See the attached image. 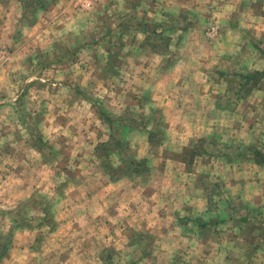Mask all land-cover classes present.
I'll use <instances>...</instances> for the list:
<instances>
[{"label": "crops", "instance_id": "obj_1", "mask_svg": "<svg viewBox=\"0 0 264 264\" xmlns=\"http://www.w3.org/2000/svg\"><path fill=\"white\" fill-rule=\"evenodd\" d=\"M19 1V11L12 13L7 12L12 1L0 0V40H10L13 45H16L14 41L18 37L29 44L39 38L44 39L48 32L53 36L60 32L73 33L78 32L80 27L99 23L92 34L98 33L99 36L95 37L98 43L105 44L103 56L106 58L110 54L113 64L116 62V51L120 50L114 43L121 39V35L135 36L134 40L121 45V50L127 54L124 87L138 93L133 95L136 108L143 110L145 107L150 115L157 114L160 119L156 126L148 124L145 128H128L132 129L130 135L136 132L133 130L144 132L140 144L138 142L141 155L132 153L128 142L127 147L135 159H145L148 171L111 177L103 166V171L91 173L82 187L76 186L69 192L71 194H65L70 200L72 218L59 233L47 237L49 247L40 253L48 254L47 264H112L113 251L120 254L127 251L126 257L133 264H235V261L237 264H264L263 247L254 249L241 233L227 238L222 234L224 225L235 219L231 212L234 208L226 207L222 213L213 212L209 200L215 192L209 191L207 196L201 186L203 178H208L202 174L207 169L204 164L216 162L223 167L226 162L221 159L223 153L197 155L190 165L173 155H153L155 148L166 145L169 148L165 149L173 148L180 153L184 147H191L199 139L205 140L204 146H209L210 142L226 145L234 139L243 143L241 145H264V74L244 97L236 88L232 90L225 86L229 77L235 82L237 79L238 82H245L238 74L239 70H264V0H251L249 4L246 0H93L88 11L79 8L84 0H48L45 8L36 10L31 23L20 21L23 8L22 0ZM208 6L211 7L209 11ZM182 16L187 19L185 25H181L183 29H173L178 31L179 34L175 35H180L181 41L178 45L170 44L167 53L154 52L143 43L146 32L137 27L139 20L150 18L160 23L174 18L183 20ZM103 18L109 19L110 25L100 22ZM212 22L216 27L214 38L218 37L208 40L205 28ZM94 46L84 42L61 51L68 54L79 48L92 50ZM20 47L24 49L23 45ZM19 52L21 54L23 50ZM133 52L138 55L130 57ZM174 53L175 57L171 59ZM77 61L75 57L64 55L57 62L74 65ZM236 63L238 75L234 76ZM76 77L72 78L77 80ZM58 84L59 89L51 91L47 98V122L43 126L46 131L56 125L60 131H66L81 113L79 109L83 102L75 93L77 84ZM16 96L19 94L14 92L7 97L9 100L5 104L10 111L4 115L0 112V121L17 116L19 109L14 106ZM50 102L54 103L51 105ZM86 104L93 106L90 101ZM0 105L3 106L1 100ZM93 109L96 111V107ZM125 113L148 115L135 111ZM21 121L35 139L33 131L38 132L35 127L24 116H21ZM151 130L161 134L158 143L149 142L148 131ZM4 154L0 155L1 171L6 169L1 166L6 162ZM205 156L211 160H203ZM9 160L16 166L8 172V182H3L6 189L15 186L14 191L18 195V192L25 191L20 189L22 172L18 171L24 169L22 163L32 161L23 154L20 157L10 155ZM117 160L120 165L118 156ZM256 167L259 166L249 163V176L246 170H237V173L219 170L216 174L226 186L237 184L233 189L228 188L231 191L236 188L239 195L250 196L252 206L259 212L257 206L263 197L258 191V183H264V167H259V170ZM29 170H33L32 167ZM37 170L43 175L46 173L44 168ZM147 172V179L139 181ZM100 173L104 175L102 183L96 176ZM227 179L233 181L227 183ZM225 188L220 190L222 196L226 195ZM0 207L4 205L0 204ZM24 211L27 212V208ZM217 215L225 221L216 223ZM209 218L214 221L212 225L206 223V227H202L201 223ZM53 228L49 227V230L54 232ZM20 229L16 227V231Z\"/></svg>", "mask_w": 264, "mask_h": 264}, {"label": "rangeland", "instance_id": "obj_2", "mask_svg": "<svg viewBox=\"0 0 264 264\" xmlns=\"http://www.w3.org/2000/svg\"><path fill=\"white\" fill-rule=\"evenodd\" d=\"M10 1H12V3L7 12H18L19 8L17 7V1L19 0ZM90 1L91 0H84L82 4H79V8L88 11L92 8L91 6L93 4V0L91 1L92 3H90ZM246 1L248 4L251 2V0ZM255 4H259V2ZM19 5L21 7L20 1ZM210 9L211 7L208 6V11ZM170 12L172 13L174 11ZM178 13L180 14L179 11ZM234 17L235 16H233V18ZM142 20L143 19L139 20V22ZM148 20L152 22L158 21L150 18H148ZM186 20L187 19H181L177 25H185ZM101 21L103 24H107L108 21L110 22L107 18H103L100 22ZM139 22H137V24ZM195 23L196 22H194V24ZM98 24L99 23L93 24L91 26L92 28L80 27L78 32L75 31L73 33L72 31H67L65 33L60 32L57 33L58 35L53 36V33L48 32L44 36V39L39 38L35 42H28L29 44L19 37L14 41L17 42L16 45H13L10 40H0V100L3 102V106L0 105V112L3 113V115L6 111H10L8 105L5 104L9 100L7 97L14 92L19 94V96H16L17 99L14 105L19 109L16 114L17 116L0 121V155L5 153L4 156L6 158V162L1 164V166L3 165L6 169L3 171L0 169V204L1 206L4 205V207H0V233L3 235L5 234V236L10 234L13 240V245L11 244L12 248H10L11 251H9L7 258H5L1 264H47L48 254H40L44 252L43 249H48L49 247L47 237L59 233L60 229L65 228L72 218L70 214L71 208L69 207L70 200L65 194H71L69 192H72L76 186L82 187V184L85 182L84 180L90 176L91 173L95 174L97 171H103V161L96 155L95 148L98 144L105 143V141L108 140L110 127L107 126V123L102 120L95 109H93L94 107L92 104L90 107L88 104L85 105L86 102L90 101L91 103V100L95 101L98 107L110 114L109 116L114 117V119L122 117L123 114H126L125 112L131 111L145 112L148 114L147 116H152L150 115L151 112L149 109L145 107L143 110L136 108V98H134L133 95L138 93L133 92L131 89L127 90L124 87V83H126V79L124 78L126 76L127 54L125 53L126 51L121 50V45L123 42L131 41V39L134 40L135 36L121 35V39H124V41L115 39L118 41L114 43V45L119 46L120 50L119 48L116 49L119 51H116L114 57L116 62L112 64L113 57L110 56V54L107 55L106 58L103 56L105 55V51H103L105 44L98 43V40L95 38L99 36L98 33L96 35L92 34L93 31L96 32V29H98ZM15 25H13L14 28ZM108 25H110V23H108ZM210 26H215V24L212 22L205 28V35ZM54 28L55 25L53 26V29ZM180 29H183V27L181 26ZM246 30L249 32L248 29ZM177 32L176 30H167L164 33V35L169 36V42H167L169 48L170 44L178 45L180 43L182 37L180 35L176 36L175 33L179 34ZM144 34L146 38V33ZM145 38L143 39V43L145 42ZM213 38L207 39H216ZM159 40L160 39L157 41ZM84 42L95 45L94 49L85 50L84 48H79V50L70 51L68 54H63V51H61L62 48L67 50L68 48L77 47ZM161 44L165 45L166 43L161 41ZM21 45L24 46V49L20 47ZM58 47H61V49H58ZM15 49L17 52H15ZM20 50H23L21 54L19 52ZM134 54L135 52H133L130 57L138 55V53ZM54 55L75 57L78 61L74 65L65 64V62H61V64L54 61ZM174 55L175 53L171 55L170 58L173 59L175 57ZM52 63L55 66H52ZM106 65L110 67H106ZM235 65L236 67L233 69V72L237 73V63ZM242 72V70L238 71V73ZM73 76H77V80L72 78ZM41 79H43V81ZM238 80L239 79L235 82V80L229 77L227 80L228 84L225 86L232 90L236 88L238 92H242L244 97V95L251 91L252 87L249 84V91L243 88L240 89L243 83L241 81L238 82ZM59 82L77 84L75 93L80 98L79 100L83 102L79 109L81 113L76 117V122L73 121L71 123L72 127L66 128V131H60L61 129L57 128V125L55 128L51 127L49 131H46L47 129H44L43 126H45L47 122L46 114L48 110L47 106L49 105L47 98L51 91L59 89ZM249 83H251V80ZM52 103L54 102H50L51 105ZM21 116H24L25 119L28 120V123L42 134L43 140L52 148L53 154H50L48 157L47 153L39 152L41 147L37 145L32 134L22 123ZM113 124L117 126V120H114ZM128 128L127 126V128L122 129L123 140L129 143L132 153H135L137 156L141 155L142 150L139 147L140 145L138 146V142L140 144L144 132L133 130L136 132L133 133L132 136L130 135L132 129L130 131ZM234 140L235 141L232 142L226 141V145L221 144L222 142H220L221 145H214V143L210 144L212 152L219 154L223 153L221 159H225L224 161L226 162L223 167H219L221 163L216 162L208 165L204 164V168L207 169H204L205 172L202 174L203 176H208V178H203L201 186L203 185L207 196L209 191L215 192V196L212 194L209 200V205L213 212L218 213L219 211L222 213V210L226 207L234 208V210L231 211L234 213L235 219L232 222L234 225L232 223L229 224L230 226L224 225L222 234L226 235L225 237L227 238L229 235L241 233L248 240L247 244L254 247V243L258 242L256 239L257 234L261 233L264 229V183L263 185L258 183V191L263 198H261V202L257 206L260 210L257 212L255 210L256 207L252 206L253 204L249 199L250 196L247 194L239 195L236 188L235 191H231L228 187H232L231 189H233V187H237V184L226 186V183L219 179V175L216 174L219 170L225 172L231 171V173L233 171L237 173V170H246L248 171L247 176L250 175L249 163L253 164L255 162L250 159L238 158L234 155L236 153L237 144H243L238 143L237 139ZM9 143H11V145ZM164 147L169 148L168 145ZM164 147L155 148L153 150V155H173L177 157L179 154L173 151V148L165 149ZM22 154L27 155L32 163L27 164L24 162L22 163L24 169L20 168L19 171L17 169L18 173L20 171L22 172L20 179L22 188L20 189L25 190L24 192H18L17 195L14 191L15 186L11 189H6L3 181L6 180V182H8L6 179L9 175L8 172L14 170L16 166L15 163H9V156L17 155L20 157ZM215 159L216 158L213 160ZM203 160L209 161L211 159L205 156ZM109 161L111 164H117V156L114 154L110 155ZM255 165L264 167V164L259 165L255 163ZM30 167H32L33 170H29ZM259 167H256L258 168L256 170H259ZM37 168H44L46 170L45 175L41 174L38 170L36 171ZM148 173L149 172L145 173L139 178V181L143 182L146 180ZM14 176L16 177V175ZM96 176L98 182L102 183L104 175L100 173L98 175L96 174ZM228 181L233 180L227 179V183ZM235 181L237 183V179ZM223 187H226L225 191L228 197H225L226 195L222 196L220 190H223ZM26 194L29 196L27 197ZM32 196H36L41 201L35 206L27 208V212L23 211L26 213V217L34 218V222L32 223L38 224L40 221L38 218L44 216L43 209L47 208L54 222V232L49 230V227L46 225L33 228L19 226L21 229L16 231L17 226L10 212L21 204V202L26 201ZM72 206H74V204ZM242 215L247 217V222L238 221L237 217ZM205 216L207 217L206 213ZM251 228L252 231L250 230ZM12 233H14V235H12ZM260 247L264 249V243H262ZM248 250H250V247H248ZM126 252L127 251H123L122 254H120L119 251H113V253H111L112 264H128L130 260L127 259ZM48 262L51 263L50 260ZM51 264L57 263L54 262ZM235 264H237L236 261Z\"/></svg>", "mask_w": 264, "mask_h": 264}, {"label": "trees", "instance_id": "obj_3", "mask_svg": "<svg viewBox=\"0 0 264 264\" xmlns=\"http://www.w3.org/2000/svg\"><path fill=\"white\" fill-rule=\"evenodd\" d=\"M48 4V0H22V8H23V16L20 19L21 22H33L34 21V14L36 10L45 8ZM184 20V17H183ZM181 19L174 18L170 19L169 21L165 22H152L150 20H142L138 23L137 27L140 28L142 31L146 32L145 43L148 47L157 52L159 54H164L168 52V44L169 36L164 35L167 30H173L177 27L180 28V25H177ZM177 26H176V25ZM184 27V26H182ZM160 39L159 41H157ZM161 41L165 42V45L161 44ZM110 52V51H109ZM54 61L61 60L64 56H55ZM242 73H238L243 77L242 79L245 80L243 84L240 86V89L243 88L245 90H249L247 85H249V81L251 80L250 86L254 87L258 84L259 79L264 74L263 71H249V70H242ZM236 72L232 73V75H238ZM93 106L96 107V111L110 127V135L109 140L105 143L99 144L95 148L96 155L103 161V166L105 167L106 172L111 177H116L117 175H121L123 173H144L147 170V166L145 163V159H135L129 152L127 143L123 140V128H145L148 124H153L156 126L160 121L159 116L157 114H152L151 117L145 114H130L126 113L123 114L122 117H118L117 119L114 117L109 116L110 114L106 113L100 107H98L95 101H91ZM157 115V117H156ZM114 120H117V126L114 125ZM140 121V122H139ZM35 135L36 142L38 146H40V151L43 153H47L48 157L50 154H53V150L49 147L45 142H43L41 135L33 131ZM161 138V134L159 132H155V130L148 131V139L151 144L158 143L159 139ZM205 142L204 139H199L198 142L191 147H184L182 151L177 155L179 159L185 160L188 165H190L195 156L201 155L203 153H209L210 155L213 153L209 146H204L203 143ZM38 148V147H37ZM39 149V148H38ZM116 155L119 157L121 164L118 166H113L109 161L110 155ZM238 158L242 159H252L255 163L261 165L264 164V146L259 144L254 145H241L237 144L236 146V153L234 154ZM229 158V157H228ZM231 158V156H230ZM41 200H39L36 196H32L28 198L26 201L21 202L13 211H11V215L13 217V221L17 227L19 226H28V227H37L41 225H48L51 229L54 226V222L49 215V211L47 208L43 209L44 216L42 218H38L40 221L38 224H33L34 218L26 217V213L23 212L26 208L33 207L38 204ZM216 223H223V220L220 216H216ZM232 218V214L230 213V219ZM196 219V218H195ZM194 219V220H195ZM238 221L247 222L246 216H238ZM201 219L199 222L201 223ZM212 220L210 218L208 221L201 223L202 227H206V223L212 225ZM215 224V223H214ZM261 224V223H260ZM252 231V228L250 229ZM252 233V232H250ZM256 239L258 242L254 243V249H257L264 243V229L261 233L257 234ZM12 239L10 234L3 235L0 233V262L3 260L5 256L8 255L9 250L11 248ZM144 252V250H143ZM111 264V263H110ZM133 264V262L129 263Z\"/></svg>", "mask_w": 264, "mask_h": 264}, {"label": "built area", "instance_id": "obj_4", "mask_svg": "<svg viewBox=\"0 0 264 264\" xmlns=\"http://www.w3.org/2000/svg\"><path fill=\"white\" fill-rule=\"evenodd\" d=\"M215 34H216V27L210 26L207 30L208 37L213 38Z\"/></svg>", "mask_w": 264, "mask_h": 264}]
</instances>
